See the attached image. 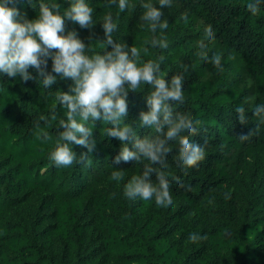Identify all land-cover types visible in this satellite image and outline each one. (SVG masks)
<instances>
[{
	"label": "trees",
	"instance_id": "obj_1",
	"mask_svg": "<svg viewBox=\"0 0 264 264\" xmlns=\"http://www.w3.org/2000/svg\"><path fill=\"white\" fill-rule=\"evenodd\" d=\"M57 2L68 6L67 0ZM151 2L158 6V0ZM247 2L172 0L164 9L169 22L163 30L168 47H148L147 51L143 49L152 34L140 19L141 0H129L123 12L108 0H90L97 21L91 28L65 21V30L77 31L86 44L96 40L91 43L98 51V42L104 39L101 22L111 12L118 24L114 39L141 49L142 60L163 56L161 75L185 80V106L178 115L199 122L198 134L190 138L204 145L206 155L198 166L182 171L177 167L179 149H173L170 174L179 180L173 183V199L194 211L203 239L221 264H264V122L252 115L257 104H264V10L252 15ZM15 7L33 18L39 5L18 0ZM209 30H214L212 41L206 39ZM201 47L209 55L222 54L223 68L202 63ZM29 70L36 79L10 82V77H0V264H54L44 253L53 238L60 240L66 261L73 264H105L108 260L191 264L163 230L161 210L123 196L124 185L141 174L143 165L113 163L120 141L105 136L100 121L93 130L97 143L84 162L67 167L51 163L48 153L57 141V120L63 110L54 108L53 93L37 82L34 69ZM47 70L51 71L50 59ZM70 83L58 78L51 90L68 91ZM149 91L142 86L128 93V120L134 126L139 124V113L147 110ZM238 107L248 113L247 123L236 118ZM53 110L57 120L50 118ZM250 129H254L253 136L242 142L239 136ZM45 132L47 140L42 138ZM149 133L146 128L137 129L138 136ZM73 150L77 154L87 151L80 145H73ZM113 167L121 168L124 180L111 179ZM102 181L117 189L100 185ZM153 182L157 183L156 177ZM25 187L50 190L56 199L54 224L37 227L33 234L7 218V211L23 200L20 194ZM88 189L93 193L83 197ZM79 216L89 220L81 221ZM90 224L98 231L103 254L98 259L86 251Z\"/></svg>",
	"mask_w": 264,
	"mask_h": 264
},
{
	"label": "clouds",
	"instance_id": "obj_2",
	"mask_svg": "<svg viewBox=\"0 0 264 264\" xmlns=\"http://www.w3.org/2000/svg\"><path fill=\"white\" fill-rule=\"evenodd\" d=\"M17 2L0 0V77L6 75L10 82L28 81L36 79L29 70L34 69L39 77L37 82L53 93L54 108L62 109L63 116L57 120L55 110L50 114L58 124L57 141L48 153L51 163L67 167L84 162L97 143L93 130L95 122L100 121L105 126L104 135L120 141L113 163L134 161L143 165L141 174L132 176L124 185L123 196L155 205L161 211L172 209L173 183H179L170 174L173 149H179L177 167L182 171L198 166L206 155L204 145L190 138L198 134L199 122L178 115V110L185 106V80L165 79L161 75L163 56L142 60L141 49L114 39L118 24L111 12L105 13L101 22L104 39L97 42L102 52L93 50L91 42L96 40L86 44L77 31H66V20L81 28H91L97 23L90 0H67V7H61L57 0H27L33 6L39 5L33 18L21 13L15 7ZM108 3L116 5L120 12L129 7V0H108ZM171 4L172 0H158V6L151 0H141L144 11L140 19L152 34L143 51L148 47H168L163 30L169 22L164 9ZM246 8L257 15L264 10V0H248ZM206 39H215L214 30L207 31ZM200 52L202 63L223 68L222 54L209 55L205 47ZM49 59L51 71L47 70ZM58 78L71 81L68 91L51 90ZM142 86L150 88L145 96L147 110L139 113L136 119L139 124L134 126L128 120L127 96L129 91L135 92ZM247 114L244 107L236 109V118L242 124L247 123ZM252 115L264 122V104H257ZM140 127L150 133L138 136ZM253 134L254 129H250L239 139L248 141ZM42 138L47 140L48 134L43 133ZM73 145L83 146L87 151L77 154ZM113 168L116 170L112 171L111 179L122 180L124 172L120 167ZM223 195L228 198L229 193ZM188 238L195 243L204 237L192 232Z\"/></svg>",
	"mask_w": 264,
	"mask_h": 264
},
{
	"label": "rangeland",
	"instance_id": "obj_3",
	"mask_svg": "<svg viewBox=\"0 0 264 264\" xmlns=\"http://www.w3.org/2000/svg\"><path fill=\"white\" fill-rule=\"evenodd\" d=\"M124 179L125 176L122 180ZM100 185L117 189L116 185L108 181H102ZM92 193L93 190L88 189L83 191L81 195L89 197ZM20 196H23V200L7 211V218L10 221L19 223L28 233L32 232V234L37 227L43 228L54 224L53 212L56 207V199L53 197L52 191L25 187ZM174 202L175 206L172 209L161 211L159 222L163 223V230L180 249L183 258H186L191 264H221L204 239L195 243L189 240V233L201 234V228L193 210L183 207L180 200L174 199ZM79 219L85 222L89 220L88 217L83 218L81 216ZM98 238V231L90 224L89 234L85 239L86 251L95 259L103 255L100 253ZM44 253L50 256L54 264H73L66 261L64 246L56 238L52 239L50 245L44 249ZM105 264H118V262L108 260Z\"/></svg>",
	"mask_w": 264,
	"mask_h": 264
}]
</instances>
